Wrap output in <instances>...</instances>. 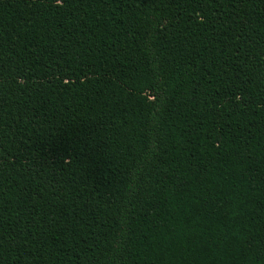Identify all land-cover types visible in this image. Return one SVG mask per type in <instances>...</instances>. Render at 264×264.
Masks as SVG:
<instances>
[{"label": "trees", "instance_id": "16d2710c", "mask_svg": "<svg viewBox=\"0 0 264 264\" xmlns=\"http://www.w3.org/2000/svg\"><path fill=\"white\" fill-rule=\"evenodd\" d=\"M0 264H264V0H0Z\"/></svg>", "mask_w": 264, "mask_h": 264}]
</instances>
